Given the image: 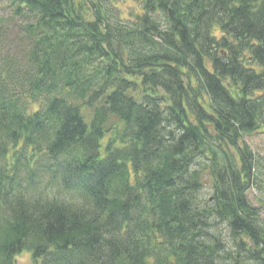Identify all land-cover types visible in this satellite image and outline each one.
<instances>
[{"label":"trees","instance_id":"trees-1","mask_svg":"<svg viewBox=\"0 0 264 264\" xmlns=\"http://www.w3.org/2000/svg\"><path fill=\"white\" fill-rule=\"evenodd\" d=\"M5 1L0 264H264V0Z\"/></svg>","mask_w":264,"mask_h":264},{"label":"rangeland","instance_id":"rangeland-1","mask_svg":"<svg viewBox=\"0 0 264 264\" xmlns=\"http://www.w3.org/2000/svg\"><path fill=\"white\" fill-rule=\"evenodd\" d=\"M116 1L118 8L126 17L128 16V8L136 5L133 1ZM20 21L21 19L12 13L11 7L7 6L6 1L0 0V39H3L6 34H10L9 39L13 40L14 34L18 31L17 26ZM2 31L3 34L1 36ZM244 141L253 152L258 169L257 184L249 189L247 193L248 202L252 206L258 207L262 218H264V125H261L255 133L246 135ZM203 193L204 196L208 197L212 195V193L206 191ZM14 264H32V255L28 251H23L16 255Z\"/></svg>","mask_w":264,"mask_h":264}]
</instances>
